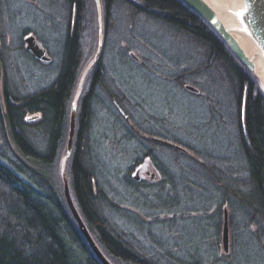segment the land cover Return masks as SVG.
<instances>
[{
    "label": "trees",
    "instance_id": "1",
    "mask_svg": "<svg viewBox=\"0 0 264 264\" xmlns=\"http://www.w3.org/2000/svg\"><path fill=\"white\" fill-rule=\"evenodd\" d=\"M26 1L43 12L39 1ZM12 3L14 0H0V44L10 36L17 54L41 65L22 42L32 32L47 49L52 59L47 68L54 67L56 76L34 94L28 93L19 79L11 78L0 49V264H102L79 233L56 186L59 155L68 139L73 91L86 51L83 43L90 28V0H56L58 10L52 19H46L52 21L56 49L44 41L43 31L36 33L37 28L15 30L13 16L18 14ZM101 5L103 47L79 99L68 164L71 194L92 237L112 264H264V94L258 80L216 31L179 0H101ZM115 55L135 66L149 67L156 78L177 82L184 93L212 102L208 129L216 131L213 136L222 129L225 143L219 147L225 153L211 146L204 148L207 136L201 130H183L173 137L147 127L143 119L133 121L130 112L139 106L115 82ZM99 107L117 116L120 130L127 127L120 111L130 115L135 129L124 132L137 145L138 160L133 163L149 157L162 177L142 187L125 173L123 182L137 193L165 185L175 190L171 171L161 165L164 154L172 158L185 199L162 200V195L155 193L154 203L146 200L145 209H141L115 198V191L112 195L106 191L98 171V146L92 138ZM33 115L39 117L33 120ZM142 116L156 118L153 114ZM142 136L159 137L185 151L157 146ZM225 209L229 214V253L222 246ZM178 219H190L195 227L197 257L191 261L172 254L175 249L170 237L180 236ZM213 219L215 231L208 236L202 224ZM121 223H134L139 229ZM156 227H166L167 235L154 232Z\"/></svg>",
    "mask_w": 264,
    "mask_h": 264
},
{
    "label": "rangeland",
    "instance_id": "2",
    "mask_svg": "<svg viewBox=\"0 0 264 264\" xmlns=\"http://www.w3.org/2000/svg\"><path fill=\"white\" fill-rule=\"evenodd\" d=\"M25 1L26 0H14L15 3H12L14 4V6L12 7V9L14 10L13 12H17V14L20 15L13 16V20L15 22V30L19 32L24 27L37 28L36 33L38 32L37 34H39L41 33L40 31H43L42 36L44 41L53 44L56 49L57 44L55 43V39L57 37H54L55 34H53L52 32V21L46 20L49 18L52 19L53 14L56 10H58L57 7L54 5L56 0H34L35 2L39 1L40 3H42V6L40 7L44 6L43 12L45 13L38 10V7L32 5V3L26 4L27 1ZM90 3L92 7L91 14L89 16V18L91 17L89 22L90 28L88 32L86 31L85 33L83 43V51H86L85 53L83 52L80 64V73L73 91V96H75L76 94L79 95L78 100L84 94V91L87 86L88 77L90 76L91 70L94 67L96 61H98L99 57V55H97L100 42L98 7L96 0H90ZM17 4L20 5L16 6ZM31 34L33 33L31 32ZM1 35L2 33L0 32V36ZM103 40L104 36L102 41ZM16 48V42L13 38H10V36L5 37L3 43L0 44V49L2 52H4L3 55L5 56L6 63L10 68L9 74L11 78L13 77L14 81H18L19 79L23 84L22 89H24L25 87V90H27L28 93L31 94H34L35 89L39 88L42 83H46V85L50 84L51 80H53L56 76V69L54 67L47 68V66H50L47 64L35 65L30 60L25 59L20 54H17ZM13 51H15L16 54H13ZM113 71L116 84L122 85L124 90L128 93L130 99L134 102V104L140 107V109L139 107L135 108L134 112L131 110L130 114L133 116V121L141 122V120L143 119V122L145 118L142 116V114H153L161 118L160 126L155 127V129H158L160 131H167L168 134L173 137L180 136L183 130L190 132L194 131V129L198 130V132H200L199 130H201L207 136V139H205L204 142V148H208L211 146L217 151L220 150V154L225 153V150H222V148L219 147L220 145L225 143L224 137L222 136V129L218 131V133H216V136L212 135L214 132H216L215 130L208 129V122L210 121L211 113H213L214 108L212 102H204L192 95L184 93L178 86L177 82L173 80H167L165 78H156L152 75V72L149 67L143 68L135 66L116 55L114 56L113 61ZM257 80L264 94V85L259 79ZM28 93L25 92V96L26 94L28 95ZM2 97L3 70L0 69L1 109L3 107ZM105 102H107V97H105ZM96 113H99V115H97L98 117L96 118V121H94L95 119L93 120L95 129L92 134V138L98 146L96 148V151L99 153V161L97 163L99 167L98 171L100 173L101 182L107 189V192H111L112 195V191H115L116 194H113L115 198H117L118 200H123L125 202L127 201L131 205H138V207L141 209L144 208L143 203L146 200L150 202L149 204L154 203V198L152 196L155 193H160L163 198L162 200H172V198L179 199L180 197L185 199L184 196L186 194L182 188L181 180L177 175V170L172 161V158L164 154H162L161 165L165 166L166 168H169V170L171 171L170 173L172 175V180L174 183H176L175 190L170 191V188L165 185L164 188L158 186L149 191L148 189H144L143 193H137L133 189L128 187L123 182L122 178L125 173H134L135 169H132L134 166L133 162L138 160L137 158H135L137 145L132 139L126 136L124 128L123 130L119 129L120 122L117 119L116 115H114L110 111L107 112V110L102 111L100 107L98 109H95V116ZM66 146L67 139L65 147H63V150L59 155L56 169V186L58 192L61 191L63 198L64 192L62 174L66 173V177L68 178V164L70 158H66ZM146 167L147 165L145 163L144 168ZM142 177L143 178L140 181V183L143 184L142 187L146 186L147 183L151 182L149 177ZM190 197L191 196L189 195V198ZM183 201L185 202V200ZM119 202L122 203V201ZM190 203L191 202H189V204ZM214 223L215 220L213 219V221H211L207 225L202 224L204 228L203 232H205L208 236H212L213 232L215 231ZM123 225L128 229H133L134 231L139 229V227L136 226L134 223H126ZM166 231V227H163L162 229L156 227L154 229V232H162V234L164 235H167ZM176 231L178 234H180V236L178 238L174 235L170 237V242L172 243L173 248L175 249L174 252L171 251L172 254L176 255V257H179L180 259H187L188 261H191L192 258H196L197 256L195 254L196 249L194 244V242L196 241V231L192 221L190 219L184 221H180V219H178L176 223Z\"/></svg>",
    "mask_w": 264,
    "mask_h": 264
},
{
    "label": "water",
    "instance_id": "3",
    "mask_svg": "<svg viewBox=\"0 0 264 264\" xmlns=\"http://www.w3.org/2000/svg\"><path fill=\"white\" fill-rule=\"evenodd\" d=\"M199 14L221 37L235 57L259 79L264 85V0H179ZM98 7V22L100 28V42L97 55H100L103 45V13L100 0H96ZM242 40L245 44L240 43ZM26 49L39 61H49L46 50L36 42L30 34L25 38ZM187 89L197 91L194 87ZM79 95L76 94L71 104L69 131L67 139L66 158L72 154L76 114ZM164 146L174 147L185 151L182 147L163 139H154ZM63 192L68 209L75 220L79 233L83 236L92 254L102 264H112L104 255L88 227L81 217L73 200L68 180L63 174ZM222 246L225 253L230 251V228L228 210L224 211L222 229Z\"/></svg>",
    "mask_w": 264,
    "mask_h": 264
},
{
    "label": "flooded vegetation",
    "instance_id": "4",
    "mask_svg": "<svg viewBox=\"0 0 264 264\" xmlns=\"http://www.w3.org/2000/svg\"><path fill=\"white\" fill-rule=\"evenodd\" d=\"M31 33L29 32V33H27L26 35H25V37L23 38V43H24V48L26 49V43H25V38L28 36V35H30ZM33 35V34H32ZM34 37H35V39H36V42L41 46V48H43V49H45L46 50V55L50 58V56H49V54H48V51H47V49L37 40V38H36V36L35 35H33ZM27 50V49H26ZM28 53H30V55L32 56V58L33 59H36V58H34L33 57V55H32V53L31 52H29V51H27ZM36 61L38 62V63H40V64H47V65H50V64H52V59L50 58V60L49 61H47V62H45V61H39V60H37L36 59ZM79 109V100H78V108H77V112L79 111L78 110ZM119 109V108H118ZM121 110V109H120ZM119 112V111H118ZM121 112V114H122V116H124L125 118H126V122H127V127L124 129V130H127V132H133V130L135 129L134 128V126L132 125V121H131V119H130V117L129 116H126V114L121 110L120 111ZM119 112V113H120ZM31 118L33 119V120H36L37 118H38V116L37 115H33V116H31ZM144 122L145 123H147V125L150 127V128H154L155 129V127H159V123H161V118L160 117H157L156 116V118H145L144 119ZM147 126V127H148ZM122 130H123V128H121ZM137 130V129H136ZM137 132H139L140 134H142L143 135V133H141L140 131H138L137 130ZM142 137H144V139H146L147 141H149V142H152L153 144H156L157 146H161L162 144L161 143H159L158 141H155L154 139H157V138H159V137H155V136H151V137H149V136H147V137H145V136H142ZM145 163H146V165H147V167L146 168H144V165H145ZM156 166H155V164L152 162V160L149 158V157H145L144 158V160L142 161V162H137L136 164H134V166H133V168L132 169H135L134 170V173L132 172V173H127L126 175H127V177L128 176H130V177H128L130 180H133V181H136L137 183H140V181L142 180V176H145V177H149V179L151 180V182H159L161 179H162V177H161V174H160V172L159 171H157V167L155 168ZM130 171H131V169H130Z\"/></svg>",
    "mask_w": 264,
    "mask_h": 264
},
{
    "label": "bare ground",
    "instance_id": "5",
    "mask_svg": "<svg viewBox=\"0 0 264 264\" xmlns=\"http://www.w3.org/2000/svg\"><path fill=\"white\" fill-rule=\"evenodd\" d=\"M240 43L242 44V45H244L245 43L242 41V40H240ZM63 174H65V176H66V173H63ZM63 174H62V176H63ZM67 178V177H66ZM63 180V179H62ZM67 180H68V183H69V187H70V181H69V179L67 178ZM87 226V225H86ZM82 236V235H81ZM83 237V236H82ZM84 239V238H83ZM85 241V240H84Z\"/></svg>",
    "mask_w": 264,
    "mask_h": 264
}]
</instances>
